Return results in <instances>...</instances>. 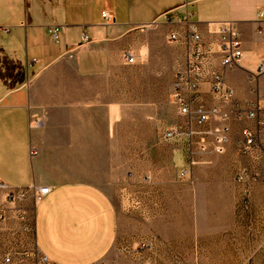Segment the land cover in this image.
Returning a JSON list of instances; mask_svg holds the SVG:
<instances>
[{
	"label": "crops",
	"instance_id": "crops-1",
	"mask_svg": "<svg viewBox=\"0 0 264 264\" xmlns=\"http://www.w3.org/2000/svg\"><path fill=\"white\" fill-rule=\"evenodd\" d=\"M102 12L112 21L106 23ZM185 15L213 51L219 24H236L243 56L224 72L225 83L234 103L246 109L254 103L258 109L253 119L231 120L225 152L248 128L258 140L249 156L264 153V72L258 74L264 0H0V183L5 185L0 203L6 190L49 188L37 202L28 194L21 204L24 220L8 206L0 220V253L3 242L27 235L48 264H95L109 252L118 218L103 186L129 161L123 55L138 26L167 19L177 24ZM50 25L61 27L58 44L48 37ZM201 91L205 106L215 105L207 84ZM223 108L230 112L232 106ZM139 118L137 142L143 153V113ZM216 125L213 120L208 127ZM207 154L201 155L202 163ZM213 172L191 169L188 180ZM171 183L160 191L159 207L168 225H177L178 210L186 204L181 188Z\"/></svg>",
	"mask_w": 264,
	"mask_h": 264
},
{
	"label": "rangeland",
	"instance_id": "rangeland-1",
	"mask_svg": "<svg viewBox=\"0 0 264 264\" xmlns=\"http://www.w3.org/2000/svg\"><path fill=\"white\" fill-rule=\"evenodd\" d=\"M183 29L164 21L133 31L134 62L122 69L129 79V161L103 186L116 208L118 229L109 252L95 264H264V153L240 156L234 142L229 153L208 152L206 163L202 154L194 155L198 164L191 169L214 170L212 176H180L187 169L185 118L171 92L175 72L185 63V42L169 35H183ZM142 113L143 153L135 124ZM173 126L181 133L165 141L164 132ZM242 173L238 182L235 176ZM171 182L186 204L177 225H168L159 207L160 191ZM0 254V264H48L30 235L3 242Z\"/></svg>",
	"mask_w": 264,
	"mask_h": 264
},
{
	"label": "built area",
	"instance_id": "built-area-1",
	"mask_svg": "<svg viewBox=\"0 0 264 264\" xmlns=\"http://www.w3.org/2000/svg\"><path fill=\"white\" fill-rule=\"evenodd\" d=\"M102 18L106 23L112 21L108 12H102ZM166 22L171 23L172 20L167 19ZM178 24L184 27L183 35L172 32L169 39L184 40L185 63L180 70L175 72L171 100L178 114L185 118V126L182 132L186 139L187 169L180 174L182 178H185L188 177L191 168L196 164L194 155L208 152L221 155L225 152L230 139L231 120L253 119L258 104H250L247 109L237 105L233 102L232 90L225 83L224 72L236 67L243 56L241 37L236 24L233 22L219 24L214 42L216 51L212 50L210 43L203 40L197 26L189 21L188 15H185L182 21H178ZM47 33L52 43L58 44L60 42V26H48ZM86 40L87 36L83 35V41ZM215 55L217 62H215ZM123 58L126 64L134 62L131 51L124 52ZM32 62L35 60L28 62V65ZM262 72H264V58L258 66V74ZM202 84L209 86L210 93L216 101L215 105L205 106L202 99ZM225 105L232 106L230 112L224 110L223 106ZM213 120L217 121V125L209 129L208 126ZM179 130L181 129L178 126L168 128L163 134V139L165 141L174 139L181 133ZM257 146V137L248 128H244L241 137L235 141L236 153L240 156L251 155ZM245 176V173L238 174L235 179L240 182L244 180ZM0 189H5V185L0 183ZM48 191V187L6 190L4 200L0 203V220H4L10 205L15 207L18 218L24 220L21 204L28 194L31 193L34 201L37 202ZM43 261L46 260L43 258ZM4 262L9 263L10 258L5 257Z\"/></svg>",
	"mask_w": 264,
	"mask_h": 264
}]
</instances>
